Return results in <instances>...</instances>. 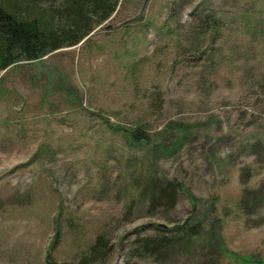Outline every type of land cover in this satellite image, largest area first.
Returning <instances> with one entry per match:
<instances>
[{
  "label": "rangeland",
  "instance_id": "rangeland-1",
  "mask_svg": "<svg viewBox=\"0 0 264 264\" xmlns=\"http://www.w3.org/2000/svg\"><path fill=\"white\" fill-rule=\"evenodd\" d=\"M99 237L94 264H264V0H121L1 70L0 264L75 263Z\"/></svg>",
  "mask_w": 264,
  "mask_h": 264
},
{
  "label": "trees",
  "instance_id": "trees-1",
  "mask_svg": "<svg viewBox=\"0 0 264 264\" xmlns=\"http://www.w3.org/2000/svg\"><path fill=\"white\" fill-rule=\"evenodd\" d=\"M121 0H0V72L10 65L33 61L64 46H73L87 37L95 26L103 24L116 12ZM135 143H146L148 131L139 126L123 129ZM179 182H169L153 205L175 206ZM182 238L186 234H181ZM167 235L146 240L143 252L156 251L168 241ZM110 249L99 237L75 263L94 264L105 260Z\"/></svg>",
  "mask_w": 264,
  "mask_h": 264
}]
</instances>
